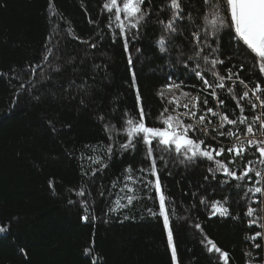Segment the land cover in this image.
<instances>
[{"label": "trees", "instance_id": "16d2710c", "mask_svg": "<svg viewBox=\"0 0 264 264\" xmlns=\"http://www.w3.org/2000/svg\"><path fill=\"white\" fill-rule=\"evenodd\" d=\"M104 2L51 0L50 9V0H0V227L6 229L0 233V264H92L93 259L96 264H173L163 218L153 217L148 211L158 213V194L140 182L156 179L138 171L150 164L143 159L145 146L139 140L134 151H123L119 146L126 142L122 131L124 110L138 114L130 87L128 53L133 58L147 126H161L156 117L164 103L157 91L168 82V75L178 82L183 80L185 91L201 92L202 81L185 75L182 63L171 64L180 46L185 57L191 52V23L183 22L187 30L176 38L177 46L160 53L155 43L161 33L157 12L165 20L168 14L159 11L164 0H151L150 6L145 0L150 15L139 30V38L133 41L129 37L126 53L123 37L112 41V31L118 29L115 25L109 29L112 13L103 9ZM69 27L78 39L69 35ZM220 37L217 55L225 63L218 65V70L226 74L225 69L232 68L249 87L260 83L264 88V73L259 71L255 54L228 28L221 31ZM84 40L88 43H82ZM92 43L97 47L92 48ZM46 54L48 61L44 60ZM95 65L101 68L95 69ZM57 68L59 71H54ZM206 78L211 76L206 74ZM73 80L75 85L69 87ZM29 81L33 85L30 91ZM21 83L25 84L23 90ZM82 83L89 95L76 87ZM226 83L237 96L244 90L238 82ZM205 96L207 93H201V99ZM218 96L225 102L222 110L239 113L226 91L218 90ZM208 99L209 106L215 107L216 101ZM241 103L249 119L256 115L247 101ZM100 116L106 119L102 121ZM106 124L115 128H106ZM213 135L195 133V137L215 146ZM222 138L219 140L225 143ZM109 145L113 147L112 154L106 152ZM155 145L154 141L177 249L176 264H223L219 254L207 251L206 241L201 243L205 236L229 253L228 264H249L248 252L253 254L252 264L259 263L264 237H257L256 243L262 245L259 249L245 239L259 231L258 224L248 227L250 218L245 215L249 198H255L251 194L244 197V189L236 188L237 183L251 186L252 181H232L221 188L219 181L224 177L217 174L213 180L207 171L212 162L198 159L182 165L172 153L165 154V167ZM233 156L227 153L216 159L227 162ZM88 157H99L107 167L93 164ZM258 157L256 150H248L242 158L235 157L236 163L230 167L239 170L247 160ZM129 165L134 170L133 178H139L135 184L124 179ZM205 176L209 180L205 181ZM125 183L134 193L121 191ZM132 194L139 197L132 205L109 211L116 207L117 198ZM225 196L232 213L228 217L212 215L210 205L200 203L202 197L213 201ZM120 202L126 204L127 200ZM84 203L88 205L87 212ZM253 206L259 208L258 204ZM85 215L89 217L87 221L82 219ZM237 215L239 219H233ZM85 249L91 251L86 254Z\"/></svg>", "mask_w": 264, "mask_h": 264}, {"label": "snow or ice", "instance_id": "6c2138e0", "mask_svg": "<svg viewBox=\"0 0 264 264\" xmlns=\"http://www.w3.org/2000/svg\"><path fill=\"white\" fill-rule=\"evenodd\" d=\"M148 4L149 6L151 5V0H148ZM52 7L50 0L49 8L51 9ZM103 9L108 13H112L108 18L109 29H112L113 25H115V29H118V32L112 31L113 43H115L117 36L123 37L124 51L128 53L129 37L133 41L139 38V30L146 25L147 18L150 15L149 9L145 7V0H105ZM159 11H166L168 14V18L165 20L160 19L159 12H157L158 19L156 23L161 26V33L155 43L159 46L160 53H167L172 47L177 46L176 38L184 36L187 30L183 22L191 23V52L185 57L182 46H180L181 51L171 64L182 63L187 70L184 73L185 75L190 74L202 81L201 92L193 94L190 91H185L183 80L178 82L173 78V75H168V82L157 91V95L164 103L163 109L156 117L161 126H147L145 123L146 111L142 103L140 87L137 83L133 58L128 53L127 63L131 75L130 87L135 93L138 114L127 109L124 110L122 131L126 135V142L121 143L119 147L123 151H134L137 140L145 146L143 159L150 161V164L147 168H139L138 171L155 176L156 179L154 182L152 180H140V182L144 183L145 188H154L158 194V213L152 209H148V211L153 217L159 216L163 218V226L167 230V244L171 249V259L173 264H176L177 249L170 226V214L166 209V197L159 179L157 157L154 156V141L156 142V150L161 152L158 159L165 167H167L168 163L165 154L174 153L179 158V164L182 165L186 164V162H195L198 159H206L212 162L207 171L211 174L213 180L216 179L217 174L224 177L223 180L219 181L221 188L232 181H245L246 178L252 181L251 186H248L247 183H237L236 188L238 190L244 189V197L248 198L249 194H251V197L255 198H249L245 211V215L250 218L248 227L251 228L253 225L258 224L260 228L264 229V111L249 119L245 114V106L241 103L242 101H247L253 112L257 108L264 109V88L261 87L260 83H252L251 87H249V83H246L232 68H226V74H222L218 70V65H223L225 61L217 55L220 51L218 44L221 38L220 33L223 29L228 28L230 32L234 31L237 41H242L243 45H246L247 49H250L251 53L255 54L259 71L264 73V0H197L195 3L192 0H164ZM201 19L204 23H198ZM132 30L136 31L133 32ZM68 32L69 35H73L74 38L78 39V37H75L71 27H69ZM82 43H88V41L84 40ZM90 46L95 48L97 44L92 43ZM136 51L139 52L140 49H136ZM49 54H51V49H49ZM48 58L49 56L46 54L44 60L48 61ZM190 63L194 66L189 67ZM29 67L32 72H35V68ZM94 68L100 69L101 66L95 65ZM54 71H59V69H54ZM206 74L210 75L211 79L206 78ZM226 82H231L233 85L238 82L239 85L243 86L244 90L237 96L235 89L227 86ZM28 84L30 91L33 85L31 81ZM74 85L75 81L73 80L69 87ZM76 87L85 95L90 94L84 83ZM24 88L25 84L21 83L20 89L23 90ZM218 90L226 91L231 96L232 100L235 101L236 108L239 109L238 114L235 110H232L230 114L227 110H222L225 102L219 98ZM201 93H207V96L201 99ZM208 97L216 101L215 107L209 106ZM252 97L255 99L253 100ZM81 102L83 103V100ZM181 108L183 111H179ZM212 118H215V122ZM99 119L103 121L106 117L100 116ZM208 125H212V127L209 128ZM226 126L231 127L226 128ZM240 126H243V129ZM105 127L114 129L115 125L106 124ZM197 132H202L205 137L208 136L209 132L215 133L211 139L216 141L217 146L213 147L211 144H207L205 139L195 137ZM189 133L193 135L190 136ZM220 137H224L231 143L226 146L219 140ZM253 147L259 153V157L255 160L249 159L242 168L233 170L230 165L236 163L235 157L242 158ZM225 151L229 154H234L233 158L228 159L227 162L216 159V157H222ZM106 152L112 154V145L107 147ZM88 158L93 164L107 167L106 164H102L99 157L95 159L92 157ZM256 165H260V167H256ZM125 171L128 175L124 179L131 181L133 184L137 183L139 178H133L132 173L134 170L131 165ZM92 175H95V170ZM204 180H209V177L205 176ZM125 189H127L128 193H134L135 191L128 183L124 184L121 191L123 192ZM213 191H215V186H213ZM257 194H259V197H257ZM78 195H84V193L79 192ZM195 195L196 193L194 192L193 196ZM138 198L134 194L119 197L115 201L116 207L110 208L109 211L115 212L118 209L128 207ZM121 199H126L127 203L121 204ZM69 202L72 203V201ZM168 202L171 203V201ZM200 203L210 205L212 215L219 214L221 217L232 215L227 206L229 204L228 196H225L223 200L213 201H208L206 197H202ZM257 204L261 205V207L253 206ZM83 206L87 212V203H84ZM82 219L87 221L89 217L85 215ZM233 219H239V216H233ZM195 227L200 229L199 224H196ZM5 231V228L0 227V233ZM201 231L203 230L201 229ZM257 237H264V232L256 231L253 235H246L245 239L252 241V246L259 249L262 245L256 243ZM205 241L208 246L207 251L219 254L223 264H228L229 253L222 251L220 247L206 236L201 243L203 244ZM90 251V249H85L86 254ZM246 255L249 257V264H252L253 254L248 252ZM92 264H96L95 259H93ZM261 264H264V257H261Z\"/></svg>", "mask_w": 264, "mask_h": 264}, {"label": "built area", "instance_id": "2783aa9c", "mask_svg": "<svg viewBox=\"0 0 264 264\" xmlns=\"http://www.w3.org/2000/svg\"><path fill=\"white\" fill-rule=\"evenodd\" d=\"M250 96H251V94H250ZM252 99L254 100L255 98L254 97H252ZM263 109H260V108H257L256 109V115H259L260 114V112L262 111ZM180 111V110H179ZM258 126V125H257ZM202 135H204L202 132H200ZM222 139H225L224 137L222 138ZM231 143V141H229V140H226L225 139V145L227 146V145H229ZM215 146H217L216 144H215ZM215 146H213V147H215ZM249 150H255V148L253 147V148H251V149H249ZM225 154H227V151H225V153H224V155ZM257 197H259V194H257ZM259 205V204H258ZM259 207H261V205H259ZM257 228L259 229V231H261V232H264V229H262V228H260L259 227V225H257ZM262 257H264V253L262 254ZM257 264H261V260H260V262L259 263H257Z\"/></svg>", "mask_w": 264, "mask_h": 264}, {"label": "rangeland", "instance_id": "374dc122", "mask_svg": "<svg viewBox=\"0 0 264 264\" xmlns=\"http://www.w3.org/2000/svg\"><path fill=\"white\" fill-rule=\"evenodd\" d=\"M166 230V229H165ZM166 234H167V230H166ZM170 254H171V249L169 248Z\"/></svg>", "mask_w": 264, "mask_h": 264}]
</instances>
